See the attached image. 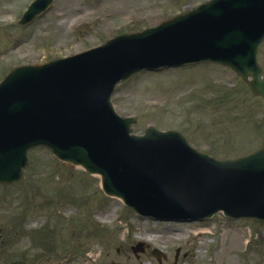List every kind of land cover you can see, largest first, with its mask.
<instances>
[{"label":"rangeland","instance_id":"obj_1","mask_svg":"<svg viewBox=\"0 0 264 264\" xmlns=\"http://www.w3.org/2000/svg\"><path fill=\"white\" fill-rule=\"evenodd\" d=\"M30 1L0 0V80L12 66L85 51L119 32L158 25L204 0H55L32 24L22 26L19 21ZM129 21L131 26L118 31L121 23ZM259 59L264 67V44ZM195 99L204 102L198 111L190 107ZM112 100L119 115L137 117L136 134H143L148 126L179 130L194 147L221 158L264 145V100L253 96L232 70L219 65L135 76L119 84ZM30 159L24 182L0 186V264L15 257L31 264H67L68 245L60 244L59 234L78 248L93 241L107 245L104 251L76 252L71 264H84L89 256L100 254L103 264H154L146 256L134 259L130 247L140 241L165 251L170 262L180 247L179 264H264V222L233 221L218 214L206 222H143L138 217V221L127 219L130 210L109 197L99 208L103 215H88L86 203L93 207L101 201L93 199L95 185L101 189L99 177L81 175L85 171L78 167L67 168L47 150L31 152ZM71 194L76 196L72 201ZM51 212L58 216L51 217ZM69 216L73 226L64 220ZM89 218L103 231L102 237L86 234L82 223ZM122 221L127 226L120 230ZM200 229L207 233L194 237ZM48 245L55 248L44 258L39 250Z\"/></svg>","mask_w":264,"mask_h":264},{"label":"water","instance_id":"obj_2","mask_svg":"<svg viewBox=\"0 0 264 264\" xmlns=\"http://www.w3.org/2000/svg\"><path fill=\"white\" fill-rule=\"evenodd\" d=\"M36 12L37 10L35 9L34 13ZM201 14H203V11L186 16L182 19L183 21H174L159 29L137 35L134 37V44L131 50L124 55L121 61H116L109 55L110 63L106 56H102L104 59L102 64H99L96 58L94 66L90 64L82 65L81 74L87 81V85L81 86V89L87 100L85 101V110L80 106L78 107V112L81 114L80 119L89 122L90 132L95 128V132L96 130L100 132L99 128L107 131H110L111 128L118 129L116 123L119 120L113 124L114 119L109 104V94L116 82L127 78L143 67L163 65L165 61L171 58L177 57L176 62L178 63L194 59L195 49H191L189 39L198 33L204 37L207 34L208 42L214 41L213 47L217 48L218 52H223V55L233 59L239 68H236V70L242 76L248 78L251 75L253 77V81L250 82L251 89L256 94L264 95V75L256 60L258 46L264 37V16L261 15L257 19L255 16H250L247 19V22H254L253 28L246 27L247 32H250L252 36V38H249L237 24L232 22L229 23V29L222 34L207 28L205 34L200 24L205 23L207 19H199ZM178 23L181 26L168 30V27ZM208 26L212 27L211 22ZM235 32H238V34H234ZM255 40L257 43L254 45L253 42ZM175 51L180 56H176ZM107 53L108 51H103L97 56ZM14 80L17 81V78H14ZM16 81L12 84H15ZM89 97L94 101L95 106ZM22 103L28 104V99L22 100ZM29 107H32V109L29 108L28 110H31L30 112H32L34 117L27 123L33 125L41 123L44 126L50 124L55 135L54 137L49 136V138L55 140V142L57 140L59 145L63 146L65 149L64 153L63 148H57L63 156L76 155L77 147L83 148L82 140L76 142L78 138L76 136L62 138L60 130H58L61 124H57L55 118H52L56 116L50 113L47 115L40 113L38 115V107L32 105ZM94 107H96V110ZM16 117L25 118L26 116L17 114ZM132 121V119L124 121L126 133H128V128ZM112 125L114 127H111ZM150 131L148 130V135L145 138L128 137L126 145L113 148L114 151L112 153L120 156L121 166L115 167L111 171L106 169V173H104L106 190L111 193L112 189L122 194L129 203H139L141 207L138 208H142L144 213L151 214L159 209H164L163 215L165 216L174 217L190 214V211H194L196 207L203 203V200L199 199L202 194V188H198V186H201L202 183L199 181L198 176L201 173V167H204V160L200 155L182 149L180 145L171 144L175 140H169V136ZM90 138L94 141L97 140L95 141L96 143L98 142L96 144L97 147L92 143L94 146L91 151L94 153L90 152V155H88L86 150L81 154V157L76 159L64 157L67 162L93 164L92 162L97 160V156L103 153V150L108 151L111 146V140L107 138H95L94 135L90 136ZM121 146H125L126 150L119 149ZM172 146L175 147L173 151L182 158L181 168L173 165L174 160H171L166 152ZM123 153L126 155H123ZM117 163L120 164L119 162ZM21 166L22 164H19L17 169ZM242 168L255 169L256 171L262 170L264 172V153L247 160ZM130 182L137 184L138 188L131 187L133 185L130 186ZM186 193L188 197L185 196Z\"/></svg>","mask_w":264,"mask_h":264},{"label":"bare ground","instance_id":"obj_3","mask_svg":"<svg viewBox=\"0 0 264 264\" xmlns=\"http://www.w3.org/2000/svg\"><path fill=\"white\" fill-rule=\"evenodd\" d=\"M211 170H212V168H211ZM210 170V171H211ZM210 172L208 171V174H209ZM241 190V189H240ZM243 191H246V187H244V190ZM248 205H250L251 203H247ZM233 243H236L235 241L233 242ZM237 244V243H236Z\"/></svg>","mask_w":264,"mask_h":264}]
</instances>
